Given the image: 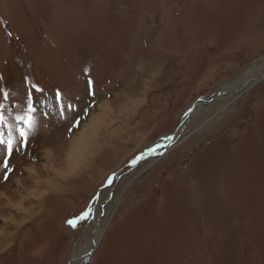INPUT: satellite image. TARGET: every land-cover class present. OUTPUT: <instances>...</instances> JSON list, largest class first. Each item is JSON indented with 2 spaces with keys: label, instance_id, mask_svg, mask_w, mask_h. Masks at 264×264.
Masks as SVG:
<instances>
[{
  "label": "rangeland",
  "instance_id": "374dc122",
  "mask_svg": "<svg viewBox=\"0 0 264 264\" xmlns=\"http://www.w3.org/2000/svg\"><path fill=\"white\" fill-rule=\"evenodd\" d=\"M0 115V264H264V0H0Z\"/></svg>",
  "mask_w": 264,
  "mask_h": 264
},
{
  "label": "snow or ice",
  "instance_id": "6c2138e0",
  "mask_svg": "<svg viewBox=\"0 0 264 264\" xmlns=\"http://www.w3.org/2000/svg\"><path fill=\"white\" fill-rule=\"evenodd\" d=\"M91 85V82H89ZM35 92L40 93L42 89L35 87ZM4 98L7 99V94H4ZM56 102L58 104L61 103V93H56ZM34 99L32 93H28L26 100V108L23 110L21 115H17L15 117L16 120V132L18 133L20 140V147H24L27 145L30 135L33 133L36 121H35V113L37 111L36 107H34ZM63 114V113H62ZM0 124H3L4 127H8V125L4 121L3 115H0ZM0 146H3L6 149L5 159L2 161V167L5 171H10L9 167V159L13 155L14 147H15V138L13 137L11 131H9L7 137H5L3 132H0ZM73 223V222H69Z\"/></svg>",
  "mask_w": 264,
  "mask_h": 264
},
{
  "label": "bare ground",
  "instance_id": "6f19581e",
  "mask_svg": "<svg viewBox=\"0 0 264 264\" xmlns=\"http://www.w3.org/2000/svg\"><path fill=\"white\" fill-rule=\"evenodd\" d=\"M257 69H254L253 67L248 68L247 70H245V72L242 74V76L235 80L234 82H232V84L230 85V87H228L227 89H224L225 91L228 90L230 94H234L236 93L238 90L243 89V87H248L249 85L253 84L252 80H254L255 78H253V73L256 71ZM97 120V118L95 119ZM94 120V122H96ZM93 125V122L88 121L87 124L85 125V127L82 129V131L80 132V134L78 135V144L80 146V152L83 153L84 149H83V145L86 144V139H88V135L91 133L90 129L91 126ZM183 126L179 127L178 131L176 132V135L174 136H170L171 138H169L168 140L165 141L164 144H159V148L160 149H165L171 145H173L175 142V140L177 139V137L181 134V130H182ZM90 137V135H89ZM155 151V150H154ZM79 154V153H78ZM71 158V157H70ZM69 158V160H71ZM69 170V169H68ZM97 214V213H96ZM95 214V215H96ZM97 232L94 235L93 241L90 244V247L88 248V250L83 252V255L87 258L89 256V254L91 253V249L92 247L94 248L93 244L96 242L97 239ZM78 257H73V261L71 264H75V260Z\"/></svg>",
  "mask_w": 264,
  "mask_h": 264
},
{
  "label": "water",
  "instance_id": "95a60500",
  "mask_svg": "<svg viewBox=\"0 0 264 264\" xmlns=\"http://www.w3.org/2000/svg\"><path fill=\"white\" fill-rule=\"evenodd\" d=\"M193 112V109H191V111L187 114L186 118L188 119L189 116L192 114ZM169 138H171L170 136L167 137L166 139H164V141L168 140ZM154 155V149L152 151H150L149 153H145L143 155H140L135 161L134 163H137L138 161L142 160V159H145L147 155ZM95 246V245H94Z\"/></svg>",
  "mask_w": 264,
  "mask_h": 264
}]
</instances>
